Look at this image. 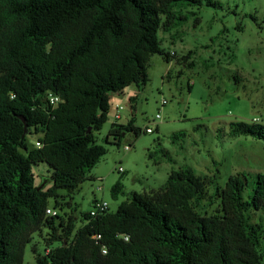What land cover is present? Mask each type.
<instances>
[{
  "label": "trees",
  "instance_id": "16d2710c",
  "mask_svg": "<svg viewBox=\"0 0 264 264\" xmlns=\"http://www.w3.org/2000/svg\"><path fill=\"white\" fill-rule=\"evenodd\" d=\"M203 6L220 4L0 0V264H24L26 247L43 228L50 230V245L58 246L37 257L36 264H264V226L251 217L252 211L264 213L260 173L231 175L216 190L220 214L197 210L206 183L190 166L172 170L150 193L134 192L116 211L82 213L80 228L74 216L64 222L59 212L46 213L59 190L72 200L107 154L96 134L109 120L111 95L132 85L139 91L145 87L153 56L172 61L175 54L162 47L160 35L196 15L189 7ZM191 52L183 58L192 60L190 67ZM241 81L237 75L236 82ZM50 95L58 102L51 103ZM127 133L146 132L132 116L126 124L114 123L105 142L119 146ZM29 135H37L41 147L31 148ZM229 136L264 141V125L233 121ZM185 137L179 131L170 139L175 144ZM165 150L160 149L164 156ZM41 163L52 176L51 186L39 191L33 166ZM121 194L124 186L118 181L111 196L116 200Z\"/></svg>",
  "mask_w": 264,
  "mask_h": 264
},
{
  "label": "rangeland",
  "instance_id": "374dc122",
  "mask_svg": "<svg viewBox=\"0 0 264 264\" xmlns=\"http://www.w3.org/2000/svg\"><path fill=\"white\" fill-rule=\"evenodd\" d=\"M216 1L220 4L217 8H188L196 15H189L188 22L176 33L180 46L175 47L172 61L155 55L149 63V82L138 90L134 115L142 131L149 127L154 133L138 137L127 133L119 146L107 144L108 121L96 134L107 154L92 169L93 179L85 181L72 200L66 191L59 190L49 201V207L59 212L61 220L66 222L74 216L75 225L80 228L82 213L92 210L95 198L107 201L110 210L116 211L134 192L150 193L153 191H149L150 186L166 182V169L175 164L171 156L177 167L190 166L204 179L206 196L197 208L201 214L221 213L216 190L231 175H264V141L229 136V123L233 121L264 125V0ZM190 49L194 52L192 67L189 64L192 60H183L191 55ZM237 75L242 80L239 83ZM136 91L132 85L122 95L126 97ZM127 113L128 109L122 112L120 122L126 121ZM179 131L185 132L186 137L174 144L170 137ZM37 139V135L27 136L31 148ZM126 145L132 149L124 150ZM161 148L166 149V156ZM149 152H153L152 159ZM119 168L124 170L123 174L118 173ZM33 173L37 186L44 185L45 190L51 186L52 172L46 164L33 166ZM118 181L123 184L125 194L115 200L111 189ZM251 217L253 223L264 226V213L252 211ZM50 239V230L46 228L34 234L25 249L24 264H36L37 257L46 256L58 246H51Z\"/></svg>",
  "mask_w": 264,
  "mask_h": 264
},
{
  "label": "crops",
  "instance_id": "0c3cea01",
  "mask_svg": "<svg viewBox=\"0 0 264 264\" xmlns=\"http://www.w3.org/2000/svg\"><path fill=\"white\" fill-rule=\"evenodd\" d=\"M181 28V27H180ZM180 28H178L177 30H175V31H172L171 33H163V34H161L160 36H161V38H162V47L164 48V49H167V50H169V51H174V50H176V48L175 47H177L178 45L180 46V44L178 43V40L176 39V37H175V35H176V33H179V29ZM173 36V38H171ZM180 39V38H179ZM183 39V38H182ZM182 49H183V47H182ZM184 50V49H183ZM191 50V49H190ZM192 51V50H191ZM137 88V87H136ZM122 93L123 92H121V93H114V94H112L111 95V100H110V103H111V110H110V113H109V127H108V130H107V132H106V136H107V134H108V132H109V130H110V128H111V126L114 124V123H118V124H126V123H128L129 122V120L132 118V116H134L135 117V115H134V111H135V109L133 110L132 108H131V106L132 105H134V107H135V105H136V103H137V101H136V103H131L130 102V98L131 97H139V95L137 94V93H139V91H138V89H137V91L134 93V94H131V95H128V96H126V97H124L123 95H122ZM138 100V99H137ZM117 106L119 107H123V110H121L120 111V113H121V116H122V118H123V114H122V112L125 110V109H128V113H127V116H126V121L125 122H120V120L119 121H117V122H115L114 120H113V118H112V115L114 114V113H116V108H117ZM121 118V119H122ZM172 157V161H174L175 162V164L173 163L172 165L173 166H168L167 167V169H166V174H165V181L167 180V178H168V175H169V173L172 171V170H177V169H179V167H177L176 166V160H175V158L173 157V156H171ZM171 164V163H170ZM159 166H161V164H159ZM158 166V167H159ZM177 167V168H176ZM159 170V168L157 169V171ZM163 183V184H162ZM166 182H161V184H158V186L157 185H152V186H150V188H149V191L150 190H154V189H157V188H159V187H161V186H163L164 184H165ZM148 191V192H149ZM143 192H147V190H143ZM143 192H137V193H143Z\"/></svg>",
  "mask_w": 264,
  "mask_h": 264
},
{
  "label": "built area",
  "instance_id": "2783aa9c",
  "mask_svg": "<svg viewBox=\"0 0 264 264\" xmlns=\"http://www.w3.org/2000/svg\"><path fill=\"white\" fill-rule=\"evenodd\" d=\"M174 54H175L174 51H170V55L173 56ZM50 101H51V103L55 104V103L58 102V98L53 96V95H50ZM165 103L166 102H163V105ZM121 110H123V107H120V106L118 107L117 106L116 113H114L112 115V118H113V120L115 122L121 120V118H122L121 113H120ZM159 118H160V115H157L156 119H159ZM255 120H257V119H255ZM145 132L148 133V134L154 133L153 129H151L149 127L145 129ZM35 144H36V147H41L40 143L36 142ZM131 149H132L131 145H126L124 147V150H126V151H130ZM118 173L119 174H123L124 170L122 168H119ZM100 190L101 189L98 187L97 191L100 192ZM109 209H110V205H109V203L107 201L95 199L92 202V210L89 212V214L91 216H96L97 214L103 213V212H105V211H107ZM46 213H47L48 216H56V215H58V212L55 211L54 208H50V207L46 210Z\"/></svg>",
  "mask_w": 264,
  "mask_h": 264
},
{
  "label": "water",
  "instance_id": "95a60500",
  "mask_svg": "<svg viewBox=\"0 0 264 264\" xmlns=\"http://www.w3.org/2000/svg\"><path fill=\"white\" fill-rule=\"evenodd\" d=\"M21 119V121L23 122V124H24V134H26L27 133V125H26V121L21 117L20 118ZM43 186L44 185H40V187L38 188V190L40 191L42 188H43Z\"/></svg>",
  "mask_w": 264,
  "mask_h": 264
}]
</instances>
